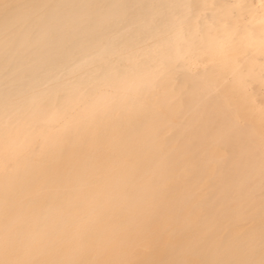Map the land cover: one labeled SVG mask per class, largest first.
Wrapping results in <instances>:
<instances>
[{
  "label": "rangeland",
  "instance_id": "obj_1",
  "mask_svg": "<svg viewBox=\"0 0 264 264\" xmlns=\"http://www.w3.org/2000/svg\"><path fill=\"white\" fill-rule=\"evenodd\" d=\"M97 60L92 78L73 71L28 100L1 86L0 264H264V163L183 77L205 65L186 51L128 54L147 80L97 85ZM73 83L78 94L61 102ZM129 130L118 151L112 139Z\"/></svg>",
  "mask_w": 264,
  "mask_h": 264
},
{
  "label": "bare ground",
  "instance_id": "obj_2",
  "mask_svg": "<svg viewBox=\"0 0 264 264\" xmlns=\"http://www.w3.org/2000/svg\"><path fill=\"white\" fill-rule=\"evenodd\" d=\"M183 51L205 65L200 75L183 77L201 82L211 112L221 110L225 126L251 138L257 162L264 163V0H0V103L4 83H14L10 95L16 100H28L59 90L73 71L92 78L89 65L97 58L105 64L97 85L106 79L146 81L148 75L125 64L128 54L176 61ZM112 58L121 64L115 74ZM78 91L73 83L58 98L68 101ZM131 132L112 139L118 151ZM160 211L165 206L149 215L156 218Z\"/></svg>",
  "mask_w": 264,
  "mask_h": 264
}]
</instances>
